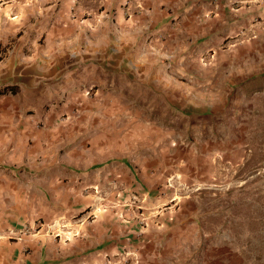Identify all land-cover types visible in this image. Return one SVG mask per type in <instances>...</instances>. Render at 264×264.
<instances>
[{
  "label": "crops",
  "instance_id": "obj_1",
  "mask_svg": "<svg viewBox=\"0 0 264 264\" xmlns=\"http://www.w3.org/2000/svg\"><path fill=\"white\" fill-rule=\"evenodd\" d=\"M234 2L0 0V45L14 40L0 51V89H17L0 95V264H108L126 249H138L142 264H194L186 251L199 201L180 190L183 166L157 157L195 152L215 170L214 155L234 154L223 147L222 110L243 75L217 67L233 57L234 29L243 27L234 11L248 3ZM117 92H144L184 119L159 128L130 117L129 133L115 127L120 150L129 145L116 154L150 157L139 172L128 162L95 166L88 136L73 126L80 104L135 107ZM173 135L191 143L167 144ZM110 183L118 189L104 194Z\"/></svg>",
  "mask_w": 264,
  "mask_h": 264
},
{
  "label": "rangeland",
  "instance_id": "obj_2",
  "mask_svg": "<svg viewBox=\"0 0 264 264\" xmlns=\"http://www.w3.org/2000/svg\"><path fill=\"white\" fill-rule=\"evenodd\" d=\"M234 3L236 9L239 3H248L242 11H234V25L241 24L243 27L235 26L238 36H234L233 57L217 66L226 68L223 74L227 76L230 70L243 75H236L237 80L243 78V81L236 80L233 86L231 84V94L222 110L229 131V139L224 140L223 147L225 151L234 150V154L214 155L215 170L210 166L208 155L196 156L195 152L190 156L171 153L157 157L164 164H169L171 170L183 166L185 179H180L186 184L180 190L184 194L193 190L192 195L199 201V230L191 237L193 252L186 251L187 262L194 264H264V0H235ZM13 44L14 40H11L4 46L0 45V51ZM25 50L28 51V45ZM209 64L210 60H203L204 66ZM117 94L122 95V99L135 101V107L128 103L120 108H102L98 102L80 104L84 106L76 110L77 119L73 126L76 131L83 130L88 136L84 143L95 166L128 162L132 163L135 172H139L140 160L150 157L116 154V151H128L129 145L120 150L119 133L116 134L118 138L115 137V127L124 128V132L129 133V128L134 126L130 117H136L143 127L159 128L163 126V121L174 125L184 119L164 106L161 100H146L144 92L139 93L142 98H135L129 93ZM92 95V92L88 93V96ZM152 103L155 106L152 107ZM50 108V104L45 105L44 113ZM115 115L122 117L117 124L109 120ZM216 118L214 116L213 121ZM211 120V116H202V121ZM170 129L173 133L174 128ZM189 143V140L173 135L167 144L177 145L178 148ZM174 152L178 153V150ZM198 166L203 171L200 172ZM110 187L118 189L110 183L103 193L107 194ZM193 208V204L187 203L185 210L192 211ZM138 254L141 257L139 250Z\"/></svg>",
  "mask_w": 264,
  "mask_h": 264
},
{
  "label": "built area",
  "instance_id": "obj_3",
  "mask_svg": "<svg viewBox=\"0 0 264 264\" xmlns=\"http://www.w3.org/2000/svg\"><path fill=\"white\" fill-rule=\"evenodd\" d=\"M104 17H108L109 13H104ZM88 220H92V215H87ZM117 259H108V264H142V259L137 249H126L122 254L116 255Z\"/></svg>",
  "mask_w": 264,
  "mask_h": 264
},
{
  "label": "trees",
  "instance_id": "obj_4",
  "mask_svg": "<svg viewBox=\"0 0 264 264\" xmlns=\"http://www.w3.org/2000/svg\"><path fill=\"white\" fill-rule=\"evenodd\" d=\"M8 91L12 92L13 94L17 93V89L15 85H6L2 89H0V95L5 94Z\"/></svg>",
  "mask_w": 264,
  "mask_h": 264
}]
</instances>
